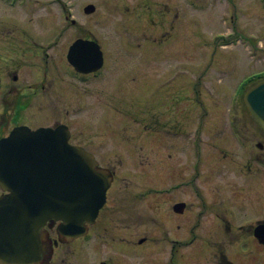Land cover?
<instances>
[{
    "label": "flooded vegetation",
    "instance_id": "flooded-vegetation-1",
    "mask_svg": "<svg viewBox=\"0 0 264 264\" xmlns=\"http://www.w3.org/2000/svg\"><path fill=\"white\" fill-rule=\"evenodd\" d=\"M108 1L109 15L117 13L120 3L124 9L127 42L115 45L124 48V66L106 58L98 71L83 73L67 61L70 44L64 48L65 42H59L64 34H73L74 40L93 36L82 20L80 0H0V138L18 124L33 126L35 98L42 89L55 94L52 84L63 73L84 84L83 90L78 83L66 88L75 89L77 95L68 98L78 104L72 115L71 110L44 113L48 118L59 114L54 123L67 122L71 132V126L86 122L94 134L80 132L72 136L74 143L111 170L105 203L84 234L60 241L59 221L49 222L55 250L73 242L75 264H116L114 257L124 264L127 248L145 228L140 197L142 193L145 197V184L150 182L157 206L170 207L160 226L168 223L171 242L181 256L192 257L194 264H264V242L255 235L256 227L264 224V130L244 106L226 112L219 107L194 108L193 81L188 79L179 95L175 69L170 87L162 84L161 44L142 40L147 34L168 33L176 12L173 0ZM168 4L172 7L163 12L162 6ZM93 14H86L90 24H96ZM43 35L58 37L52 44L44 42ZM88 96L105 107L99 110L96 125L80 116L88 111L83 110ZM183 96L186 104L179 106ZM64 112L70 119L61 120ZM211 113L219 118L212 125ZM162 114L169 122L162 123ZM151 116L153 123L147 118ZM208 144L216 149L210 150ZM146 160L155 172L136 168ZM195 194L202 205L200 214L194 210ZM177 203H183L178 211ZM55 250L50 264H56Z\"/></svg>",
    "mask_w": 264,
    "mask_h": 264
},
{
    "label": "rangeland",
    "instance_id": "rangeland-1",
    "mask_svg": "<svg viewBox=\"0 0 264 264\" xmlns=\"http://www.w3.org/2000/svg\"><path fill=\"white\" fill-rule=\"evenodd\" d=\"M96 1L97 0H80L82 5L87 2L96 3ZM205 1L210 5L206 11H203V8L200 5L204 2L196 0L194 9L190 10L191 13L186 12V16H184L183 20H177V12L173 14V19L168 30V34L171 38L166 41L168 43L166 47L164 45L162 46V84H166L167 88L170 87V77L174 76L172 75L174 72H171V70L175 69L178 77L176 79L179 81V90L177 91L179 95L183 94V83L181 81H184L187 76H192L193 78L194 90L192 92V106L194 108H198L199 110L203 108L212 110V108L215 109L219 107V109L225 110L228 107H233L235 104L242 107V100L240 101L238 98L239 100L237 99V102L234 104V99L230 100V95H226L225 92H222L223 89H220L221 91L218 93L213 90V87H215V83H218L219 85L225 83L224 86H227L230 83V86L234 87L240 78L249 75L252 72L263 73L264 75V8L261 6L263 3L261 0H237V26H235L232 17L235 16L236 13L235 8H232L234 3L231 2V0L230 2H227L226 0ZM262 1L264 2V0ZM178 2L181 5L185 3L184 0H178ZM100 3V7L97 10L99 13L94 16L96 17V19L94 18L96 24H90L86 19L88 16L84 14L83 6L81 7L82 20H86L87 27L92 29L93 33H97V35L93 36L97 37L99 41L104 43L105 47L108 48L107 53L110 56H106L105 52V58H109L108 61H112V63L115 64V59L118 56L122 59V53H125V51H123L124 48H122V51L117 50L114 44H123L125 38L122 34L118 33L120 32L119 30H114L112 33L111 30L114 29V26H121V21H119L115 15H110V18L105 17L104 12L106 11V0H101ZM131 4L138 5L133 2ZM178 9L181 8L178 6ZM177 22L179 25L176 32ZM221 32L223 35L221 38H218V35L216 34ZM228 36L231 37L233 44H230V47L221 48L219 42L222 43V41H224L223 38H227ZM42 37L52 40V37L48 35H43ZM72 37H74L73 34H67L63 37L62 42H65L66 44L64 48H67L74 40ZM236 41L237 44L235 43ZM215 43L217 45H214ZM168 69L171 73H168ZM72 83L77 84L78 82L76 83L75 80L68 78L61 73L59 74V78L56 79V83L52 84V87L55 84V87L53 88L55 94H50L47 90H41L37 98H35V105L32 109L33 116L30 117L32 122L29 120L33 127L38 125H49L59 117V114H55L48 118L46 116L47 114L44 113L45 110H71L69 114L72 115L71 113L74 110L73 106L78 104L77 100L68 98L69 95H77L75 89L73 91L66 90L67 87H72ZM249 84L250 83L246 84V86L248 87ZM83 85L84 84L80 85V83H78V87L81 90H83ZM60 86L62 87V90L60 91L62 94L58 90ZM230 90H232V88H227V93H229ZM28 92H30V90H28ZM90 96L93 97L95 94ZM91 97L88 96L90 102H93ZM47 100L55 102L56 105H47ZM85 103L86 102H83V104ZM178 104L179 106H185L186 100L184 96L179 98ZM104 109L105 107L100 103L95 109H92L98 110L95 113L96 116H94L95 114L93 112L92 114L90 113L91 106L85 109L88 110L86 114L80 116L83 120H86L87 122L90 121L89 124L96 125V122L99 119V110ZM65 118L70 119V117L64 112L61 116V120H65ZM147 118L150 123L154 122L152 116ZM216 119L219 118L211 113L209 120L210 124L212 125ZM160 120L162 123L169 122L170 118L169 116H164L162 114ZM65 123L67 124V122ZM85 123H82L81 126L76 128L71 126L73 129V137L80 132H83L84 134H94L93 130L90 127H86L87 123ZM225 124H227V122H225ZM206 137H209V135L206 134ZM208 146L210 150L216 149L211 144H208ZM104 147L106 149V143H104ZM129 151H131V149L127 152ZM141 160L142 159H140V162ZM164 162L168 163L166 160ZM256 166L257 165L254 166V170L257 169ZM137 167H139L141 172L144 173L155 172V170H153V163L148 160H146L144 164H139L136 168ZM198 172H203V164H200ZM145 185V197L144 193H142L143 196L141 195L140 197V199H142L141 208L144 214L145 228L140 230L139 236L148 237L151 241L140 246H130L127 251L128 255L126 254L125 256L124 264H174L175 256L173 252L175 251V247L170 239V227L165 224H163V227L160 226L162 223V215H164L166 212L165 210L170 207L167 204L157 206L155 199L156 193H154V190H152L153 187H151L153 184L147 182ZM195 196L193 202L194 210L199 213L202 210V205L200 201L198 202V199ZM251 210H253L252 207ZM162 231L164 232L161 233ZM165 232H168V234ZM75 246L76 245L73 242L66 245L61 244L55 250L58 258L55 259L53 263L75 264ZM113 253L115 254V252ZM177 254L179 255V252H177ZM114 259L116 264L120 263L116 260V257H114ZM176 264H194V259L190 256L180 255Z\"/></svg>",
    "mask_w": 264,
    "mask_h": 264
},
{
    "label": "water",
    "instance_id": "water-1",
    "mask_svg": "<svg viewBox=\"0 0 264 264\" xmlns=\"http://www.w3.org/2000/svg\"><path fill=\"white\" fill-rule=\"evenodd\" d=\"M92 9L93 6L88 8ZM91 44L75 42L69 59L79 63L78 49L82 60L93 67L99 66L102 52L97 43ZM244 100L264 128V80L248 90ZM69 135L62 126L36 130L16 127L9 137L11 151L3 154L0 162V184L11 191L0 199V249L8 248L13 255L14 260L8 261L20 262L22 257L37 251L42 245L40 230L51 217L65 220L67 233L75 230L78 175L85 179V174L98 170L92 155L69 143ZM0 150H4V145ZM81 213L86 218V213L94 216L97 212L82 210ZM7 258L1 255L0 264H21L7 262Z\"/></svg>",
    "mask_w": 264,
    "mask_h": 264
}]
</instances>
